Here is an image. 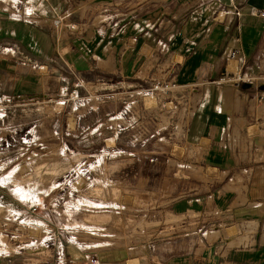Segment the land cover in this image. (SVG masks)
Here are the masks:
<instances>
[{"label": "rangeland", "instance_id": "rangeland-1", "mask_svg": "<svg viewBox=\"0 0 264 264\" xmlns=\"http://www.w3.org/2000/svg\"><path fill=\"white\" fill-rule=\"evenodd\" d=\"M84 8L74 0L68 14L46 27L59 41L79 34L86 28ZM66 51L59 47V61L45 66L10 59L26 78L16 87L19 94L8 98L10 112H0V264L8 262L4 252L10 264H69L79 256L72 248L98 264L139 245L159 262L157 251L177 254L197 240L184 233L197 229L202 196L227 200L218 209H229L234 198H257L252 182L258 175L246 179V172L219 174L222 190L208 192L206 180L217 170L197 167L208 143H198V150L189 135L198 98L177 84L171 88L173 79L162 71L177 60L161 53L137 79L118 71L117 58L72 65ZM150 72L153 80L145 78ZM240 182L244 190L237 195L233 186ZM31 185H38L36 195L19 189ZM100 212L110 220L93 217ZM239 215L229 227L221 225L229 245L238 243L234 236L243 229L259 235L264 224V216L258 222ZM204 230L205 237L213 235Z\"/></svg>", "mask_w": 264, "mask_h": 264}, {"label": "crops", "instance_id": "crops-1", "mask_svg": "<svg viewBox=\"0 0 264 264\" xmlns=\"http://www.w3.org/2000/svg\"><path fill=\"white\" fill-rule=\"evenodd\" d=\"M72 1L0 0V43L18 45L42 66L59 61V47L67 49L66 60L72 65L111 56L118 59V71L124 77L137 79L144 66L161 53L177 60L162 71L173 79L168 80L174 84L171 88L177 84L184 93L198 98L189 135L198 150V143H208L198 155L197 166L217 170L215 179L206 180L208 192L218 188L219 174L222 179L245 172L246 179L249 174L252 178L258 175L252 182L258 196L251 201L234 198L228 203L229 209H218L227 200L219 196L210 199L208 195L200 198L197 229L184 233V237L197 240L184 251H157L159 262H155V252L146 255L145 246L139 245L126 252L118 250V257H103L98 264H264V224L259 235L249 229L236 233L237 244L229 245L220 235L221 225L234 223L238 211V220L255 216L259 222L264 216V0H75L85 7L82 25L86 28L59 41L46 24L58 23L55 17L68 14ZM232 50L238 53L231 57ZM15 64L0 59V97L6 100L19 94L16 87L26 78ZM222 73L231 78L239 74L251 77L245 83L220 80ZM152 74L145 78L153 80ZM36 80L41 82V78ZM236 184L233 187L238 195L244 184ZM37 186L19 189L36 195ZM93 217L105 223L111 215L100 212ZM9 218L5 217L6 222ZM204 229H212L213 235L205 237ZM3 231L10 233L9 225L3 224ZM257 235L258 240L252 242ZM71 252L79 256L69 264H96L85 259L83 251L72 248ZM4 254L8 257L5 264H10V255ZM128 255L132 256L126 258Z\"/></svg>", "mask_w": 264, "mask_h": 264}, {"label": "built area", "instance_id": "built-area-1", "mask_svg": "<svg viewBox=\"0 0 264 264\" xmlns=\"http://www.w3.org/2000/svg\"><path fill=\"white\" fill-rule=\"evenodd\" d=\"M238 53L237 50H232L230 52V56H234ZM13 57H16V60L21 62L22 64H32L34 60L28 56L26 53L23 52V50L16 44L14 43H0V59H11ZM250 75H244V74H239L235 76L234 78L227 77L225 73H222L220 76V80H225L228 78H231L235 80L236 82H249ZM168 83H164L162 85L163 89L169 88ZM157 86H155L156 88ZM0 112L2 113V116L5 117L7 113L10 112V107H9V102L8 100L0 97ZM32 210H35L34 207H32ZM93 261V260H92Z\"/></svg>", "mask_w": 264, "mask_h": 264}, {"label": "bare ground", "instance_id": "bare-ground-1", "mask_svg": "<svg viewBox=\"0 0 264 264\" xmlns=\"http://www.w3.org/2000/svg\"><path fill=\"white\" fill-rule=\"evenodd\" d=\"M37 19V18H36ZM58 21V20H57Z\"/></svg>", "mask_w": 264, "mask_h": 264}]
</instances>
